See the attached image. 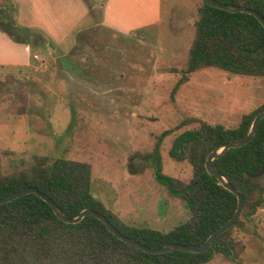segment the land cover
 I'll return each instance as SVG.
<instances>
[{"label": "rangeland", "instance_id": "374dc122", "mask_svg": "<svg viewBox=\"0 0 264 264\" xmlns=\"http://www.w3.org/2000/svg\"><path fill=\"white\" fill-rule=\"evenodd\" d=\"M202 4L75 0L72 18L61 17L50 34L32 26L17 0H0L6 35L25 45L9 32L34 38L32 65H0L4 169L15 168L10 158L32 165L36 155L87 161L93 194L125 221L164 231L186 221L189 208L156 176L157 165L170 176L192 174L170 154L183 129L174 130L188 117L235 126L264 98V77L216 67L190 74L173 94ZM239 234L247 243L240 260L218 254L207 264H264V206Z\"/></svg>", "mask_w": 264, "mask_h": 264}, {"label": "trees", "instance_id": "16d2710c", "mask_svg": "<svg viewBox=\"0 0 264 264\" xmlns=\"http://www.w3.org/2000/svg\"><path fill=\"white\" fill-rule=\"evenodd\" d=\"M218 1L252 8L264 16V0ZM0 28L7 32L1 23ZM9 33L16 41L30 45L34 41ZM207 67L264 77V26L259 19L246 12L217 8L203 0L187 64L173 94L189 81L190 74ZM262 111L264 98L243 113L235 126L213 124L196 117H188L178 125L176 130H183L175 137L170 154L188 163L192 174L187 179L170 176L157 165L156 176L185 202L190 217L168 231L127 222L96 197L92 192L93 165L87 161L36 155L34 163L26 165L22 158H10L15 168L6 171L0 154V198L32 186L54 199L70 217L87 208L95 209L122 234L152 248L170 243L204 244L238 208L237 195L208 173V155L225 142L247 136L256 115ZM214 164L244 195L245 203L235 225L203 252L178 249L148 253L121 240L94 215L76 224L61 220L49 203L31 193L0 205V264H207L218 254L240 260L247 243L239 231L264 206V174L258 178L247 176L264 167V118L252 141L227 150Z\"/></svg>", "mask_w": 264, "mask_h": 264}, {"label": "water", "instance_id": "95a60500", "mask_svg": "<svg viewBox=\"0 0 264 264\" xmlns=\"http://www.w3.org/2000/svg\"><path fill=\"white\" fill-rule=\"evenodd\" d=\"M206 2L212 6H215L217 8H221L224 10H228L230 12H246L249 14H253L256 16L259 21L263 24L264 26V16L259 13L257 10L248 8L245 6H240V5H235V4H227L220 2L218 0H206ZM264 118V111L260 112L259 114L256 115L253 124L249 130V133L247 136L239 139H235L232 141L225 142L221 144L219 147L214 149L207 158L206 161V168L207 171L210 175L216 177L220 183L228 190L233 192L234 194L237 195L238 197V208L236 210V213L234 216L228 220L226 223L221 225L218 229H216L210 237L207 239V241L204 244L200 245H189V244H177V243H170L165 245L164 247L161 248H152L146 244H143L142 242L138 240H134L124 234H122L115 226L114 224L102 213L98 212L95 209L92 208H87L81 211V213L76 216V217H70L62 207H60L54 199H52L50 196L47 194L43 193L36 187H25L13 194H10L8 196L0 198V205L4 203L11 202L19 197L25 196L27 194L34 193L41 197L43 200H45L47 203L51 205L53 208L55 214L63 221L67 223H79L83 220L84 217L88 215H94L100 220H102L110 229L111 232H113L117 237H119L121 240L128 242L132 245L138 246L139 248L143 249L144 251L152 254H162L166 252H170L173 250H185V251H190V252H203L208 249L210 244L214 242L222 233L226 232L228 229H230L232 226L235 225L237 220L240 218L241 213L244 208V203H245V198L244 195L228 180V178L219 170V168L214 164V160L216 158H219L222 154H224L227 150L231 148H238L241 147L245 144H248L250 141H252L257 133L259 124L261 119ZM264 174V167L257 172L256 174H247V176L252 177V178H258Z\"/></svg>", "mask_w": 264, "mask_h": 264}, {"label": "crops", "instance_id": "0c3cea01", "mask_svg": "<svg viewBox=\"0 0 264 264\" xmlns=\"http://www.w3.org/2000/svg\"><path fill=\"white\" fill-rule=\"evenodd\" d=\"M75 0H17L18 11L28 14L33 18V25L42 28L43 31L52 32L58 30V22L61 17L71 19V3ZM157 2V0H156ZM145 15V19H147ZM36 19V21H35ZM140 20L141 22L144 21ZM30 20V19H29ZM30 44L13 42L0 28V65H32L30 59ZM36 54V53H35Z\"/></svg>", "mask_w": 264, "mask_h": 264}, {"label": "flooded vegetation", "instance_id": "af4514ba", "mask_svg": "<svg viewBox=\"0 0 264 264\" xmlns=\"http://www.w3.org/2000/svg\"><path fill=\"white\" fill-rule=\"evenodd\" d=\"M174 131H176V129L174 130ZM175 139V138H174ZM173 142H174V140H173ZM172 145H173V143H172ZM172 149V148H171ZM148 162L147 161H145V164H147ZM133 165L136 167L137 166V160H136V158L133 160ZM137 168V167H136ZM135 168V169H136Z\"/></svg>", "mask_w": 264, "mask_h": 264}, {"label": "built area", "instance_id": "2783aa9c", "mask_svg": "<svg viewBox=\"0 0 264 264\" xmlns=\"http://www.w3.org/2000/svg\"><path fill=\"white\" fill-rule=\"evenodd\" d=\"M34 57H35L36 59H39V58H40L38 54H35Z\"/></svg>", "mask_w": 264, "mask_h": 264}]
</instances>
